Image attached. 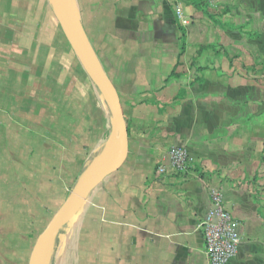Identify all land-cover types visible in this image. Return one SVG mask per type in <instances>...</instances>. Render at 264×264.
I'll return each mask as SVG.
<instances>
[{
  "label": "crops",
  "instance_id": "1",
  "mask_svg": "<svg viewBox=\"0 0 264 264\" xmlns=\"http://www.w3.org/2000/svg\"><path fill=\"white\" fill-rule=\"evenodd\" d=\"M68 2L128 148L50 241V264H208L213 192L239 223L228 264H264V0ZM112 128L51 0H0V264H30L68 196L117 155Z\"/></svg>",
  "mask_w": 264,
  "mask_h": 264
},
{
  "label": "water",
  "instance_id": "2",
  "mask_svg": "<svg viewBox=\"0 0 264 264\" xmlns=\"http://www.w3.org/2000/svg\"><path fill=\"white\" fill-rule=\"evenodd\" d=\"M55 18L85 73L102 95L110 112L113 128L107 141L108 147H118L115 158L104 156L95 170L85 177L68 196L38 239L30 264H42L41 258L50 241L76 216L90 193L102 180L117 171L125 161L128 148L127 127L124 122L117 93L108 80L100 61L77 19L67 8L65 0H51Z\"/></svg>",
  "mask_w": 264,
  "mask_h": 264
},
{
  "label": "built area",
  "instance_id": "3",
  "mask_svg": "<svg viewBox=\"0 0 264 264\" xmlns=\"http://www.w3.org/2000/svg\"><path fill=\"white\" fill-rule=\"evenodd\" d=\"M212 4L215 0H205ZM170 167L175 172H183L187 168V154L176 149L170 153ZM165 169L160 168L159 172ZM205 255L208 264H228L234 258L240 244L239 223L226 210L219 192H213L210 198V211L201 222Z\"/></svg>",
  "mask_w": 264,
  "mask_h": 264
},
{
  "label": "bare ground",
  "instance_id": "4",
  "mask_svg": "<svg viewBox=\"0 0 264 264\" xmlns=\"http://www.w3.org/2000/svg\"><path fill=\"white\" fill-rule=\"evenodd\" d=\"M66 3H67V8L68 10L70 11L71 7H70V4L68 2V0H65ZM102 150V149H101ZM98 157V156H97ZM97 165V163L95 164ZM93 165V167L95 166ZM92 166V165H91ZM49 258H50V255H49V248L47 247L46 250L44 251L43 255H42V258H41V261H42V264H48L49 263Z\"/></svg>",
  "mask_w": 264,
  "mask_h": 264
},
{
  "label": "rangeland",
  "instance_id": "5",
  "mask_svg": "<svg viewBox=\"0 0 264 264\" xmlns=\"http://www.w3.org/2000/svg\"><path fill=\"white\" fill-rule=\"evenodd\" d=\"M48 264H50V258H49V263Z\"/></svg>",
  "mask_w": 264,
  "mask_h": 264
}]
</instances>
